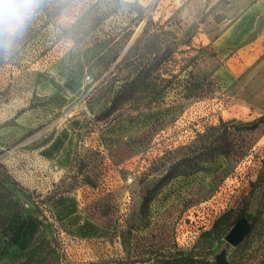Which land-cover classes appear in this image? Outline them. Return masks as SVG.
<instances>
[{"label": "rangeland", "instance_id": "obj_1", "mask_svg": "<svg viewBox=\"0 0 264 264\" xmlns=\"http://www.w3.org/2000/svg\"><path fill=\"white\" fill-rule=\"evenodd\" d=\"M263 167L264 0H41L0 48V239L40 264H264Z\"/></svg>", "mask_w": 264, "mask_h": 264}, {"label": "trees", "instance_id": "obj_2", "mask_svg": "<svg viewBox=\"0 0 264 264\" xmlns=\"http://www.w3.org/2000/svg\"><path fill=\"white\" fill-rule=\"evenodd\" d=\"M120 49H123V48H120ZM134 49V48H129L127 53H126V60L127 62H129L130 60H132V56H131V50ZM131 53V54H130ZM95 55V54H93ZM106 55H99L97 58H99V60L101 59H105ZM115 58V56L113 57ZM152 71V69H150V67H147V68H141L137 75L135 76V78H133L131 81H125L122 85H119V90H117L115 92V95L112 99V102H111V105L105 109L104 111V114L105 115H109L110 113H112L113 111H115L117 108H118V100L119 99H122V100H126L131 93H133L135 90H137L138 87H141L142 85H145L146 82H145V79L146 77L149 76L150 72ZM188 74H190V72H187ZM196 89H197V86H191L190 84L187 86V97H191L192 95L195 94L196 92ZM197 93V92H196ZM260 120H257L253 123H247V124H242L241 127L243 129H248V130H252V129H255L258 125V122ZM223 122H221L220 125H222ZM220 125L218 126H210L209 129H212V130H216L220 127ZM202 138H206V134H202L201 135ZM216 148L217 147H220V150L217 152L218 154H226V150H222V145L220 144V142L217 144V146H215ZM211 157L213 158V156H210V159ZM205 158H207L205 156ZM264 178V167L263 169L259 172L255 182L253 183V188L258 186L261 181L263 180ZM3 189L6 190L7 192H9V189L6 187V186H3ZM10 211H5L4 213L0 214V219L2 220H8L9 218H11L12 215V212L11 213H8ZM242 216H246L251 222H252V225L255 221V216L254 215H251V214H245V215H239L237 219H239L240 217ZM235 220V221H236ZM235 223V222H234ZM3 227L1 226L0 227V235L3 231ZM27 252L29 254V258H30V264L33 262L34 264H40L41 262L39 260H35L33 259L35 257V255L38 253V250H37V247L34 245V243H29L27 246H25L24 248H19V247H13L11 244L7 243V242H4L3 240L0 239V254H3L5 256H15V255H18L20 253H25ZM34 260V261H33ZM53 264H59L58 262H54Z\"/></svg>", "mask_w": 264, "mask_h": 264}, {"label": "clouds", "instance_id": "obj_3", "mask_svg": "<svg viewBox=\"0 0 264 264\" xmlns=\"http://www.w3.org/2000/svg\"><path fill=\"white\" fill-rule=\"evenodd\" d=\"M40 3L41 0H0V48L11 49Z\"/></svg>", "mask_w": 264, "mask_h": 264}, {"label": "water", "instance_id": "obj_4", "mask_svg": "<svg viewBox=\"0 0 264 264\" xmlns=\"http://www.w3.org/2000/svg\"><path fill=\"white\" fill-rule=\"evenodd\" d=\"M251 224L252 222L246 216L237 219L224 236L225 242L232 247L239 244L248 234ZM214 261L216 264H230L226 258V248L221 249L220 252L215 255Z\"/></svg>", "mask_w": 264, "mask_h": 264}, {"label": "built area", "instance_id": "obj_5", "mask_svg": "<svg viewBox=\"0 0 264 264\" xmlns=\"http://www.w3.org/2000/svg\"><path fill=\"white\" fill-rule=\"evenodd\" d=\"M88 78V77H87Z\"/></svg>", "mask_w": 264, "mask_h": 264}]
</instances>
